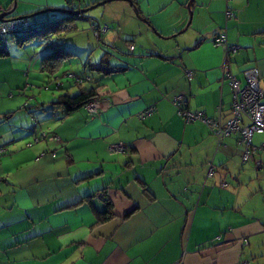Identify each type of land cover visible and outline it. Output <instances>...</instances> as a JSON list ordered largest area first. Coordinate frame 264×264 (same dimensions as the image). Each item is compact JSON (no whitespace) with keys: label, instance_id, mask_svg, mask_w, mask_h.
Here are the masks:
<instances>
[{"label":"crops","instance_id":"obj_1","mask_svg":"<svg viewBox=\"0 0 264 264\" xmlns=\"http://www.w3.org/2000/svg\"><path fill=\"white\" fill-rule=\"evenodd\" d=\"M71 1L0 0V14L79 11L106 0ZM102 5L94 19L107 32L97 43L118 64L102 65L115 71L109 76H79L99 86L98 117L83 109L62 117L52 107L60 147L51 159L42 149L37 161V150L16 155L15 143L34 133L29 120L22 122L27 116L14 122L16 110L0 108V147L9 156L0 160V264H264V153L242 162L235 136L219 143L205 123H185L172 103L182 96L190 111L216 119L220 108L228 116L230 87L220 83L224 50L212 43L219 33L239 46L229 56L231 73L243 84V71L256 68L264 89V0ZM82 15L72 29L93 19ZM8 45L0 66L21 62L14 57L18 42ZM13 76L2 83L10 85ZM149 107L151 114L137 117ZM262 139L254 134L253 143ZM115 141L125 153L108 150ZM58 153L64 159L56 163ZM107 204L112 215L102 221Z\"/></svg>","mask_w":264,"mask_h":264},{"label":"rangeland","instance_id":"obj_2","mask_svg":"<svg viewBox=\"0 0 264 264\" xmlns=\"http://www.w3.org/2000/svg\"><path fill=\"white\" fill-rule=\"evenodd\" d=\"M102 7L103 5L98 6L91 11L86 12L85 15L93 17V20H95V13H98ZM55 14L63 16L61 13ZM90 21L91 19L87 20V23L82 22V26L80 25L77 30H64L59 34L49 35L46 39L33 37L30 41L23 44V48L20 46L21 49L15 53L14 57H18L22 64L21 62L18 64L17 59L11 58L9 63L0 66V108L5 110L7 108H10L13 111L16 110L14 122H18L21 120L22 115H26V119L22 122L25 123L29 120L27 123L29 124L28 127L34 132L28 137L22 138L15 143L18 144L17 157L18 155L23 156L30 151L37 150L38 161L45 156L42 154V152H44L42 149L46 150L49 148L47 149V153L51 159L53 156L52 151L54 148L57 149L60 147V142L50 139L54 134V123L51 122L52 119L49 117L53 112L50 103L53 100H56L59 95L66 93L74 95L79 91V87L77 83H75V76L79 77L80 74H87L89 77H95L97 74L94 70H90L89 65L99 63V65L104 66H107V64H118L114 59V56L110 57L108 55V50L100 48L101 45L97 43V38L95 37ZM81 27H85V30H82ZM50 43L56 45L51 47ZM14 44L17 46V43L14 41L8 45V48ZM35 45H37V50ZM56 46L69 50L74 56L69 57L67 61L58 65L53 70L52 74H50L41 67V59ZM36 51L37 54H34ZM113 55L116 54L113 53ZM31 59L34 61L31 63V67H29L28 63ZM101 61H104L105 63H101ZM11 66L17 69H12ZM4 76H13L15 80L13 79V81H9L10 85L2 83L1 80L5 78ZM59 85H63V87L60 88ZM80 85L82 88H89L93 84L83 82ZM82 109L84 110V108ZM98 115L99 112L96 115L88 114L90 118H97ZM13 134L19 136L20 133ZM117 142L121 141H115L114 143ZM52 146L53 149H51ZM7 154L8 152L0 155V160H3V162L6 161L7 157H9ZM54 157L57 159L56 163H59L64 159L59 153L57 156L54 155ZM260 172L262 173V171Z\"/></svg>","mask_w":264,"mask_h":264},{"label":"built area","instance_id":"obj_3","mask_svg":"<svg viewBox=\"0 0 264 264\" xmlns=\"http://www.w3.org/2000/svg\"><path fill=\"white\" fill-rule=\"evenodd\" d=\"M229 15L231 13L227 12V16ZM76 16L82 19L80 14ZM45 20V17L42 18L39 15L21 18H5L3 16L0 20V48H5L11 37L19 35L30 28L37 27ZM90 22L98 42L101 36L107 32V27L93 19ZM212 43L214 46H220L224 50L220 83L222 84L226 80L230 87L231 104L228 117H222L220 108L216 119L208 118L201 111H190L181 106L183 102L182 96L174 97L172 103L175 105L179 117L185 123L195 121L205 123L219 143L226 137L235 136L237 142L242 146L241 161H252L254 154L264 153V89L259 85L258 70L250 68L243 71L244 83L241 84L228 67L229 56L231 53L237 52L239 46L229 45L225 33L217 34L213 38ZM129 49L132 50L133 46H130ZM184 72L188 79L191 78L192 73L190 70L185 69ZM83 108L90 115H96L99 112L96 100L87 103ZM153 110V107H149L137 113V116L138 118H144L151 114ZM254 134L263 136L260 143H253ZM50 139L59 142L58 137L51 136ZM125 149L126 146L121 142L108 145V150L111 152H122ZM4 153H6V149L0 147V155ZM256 166L259 168L260 163L258 162ZM211 173L212 167L210 166L208 175L210 176ZM243 264H248V262Z\"/></svg>","mask_w":264,"mask_h":264},{"label":"trees","instance_id":"obj_4","mask_svg":"<svg viewBox=\"0 0 264 264\" xmlns=\"http://www.w3.org/2000/svg\"><path fill=\"white\" fill-rule=\"evenodd\" d=\"M67 4L71 5L72 1L67 0ZM48 14L53 15L54 13H48ZM62 15L63 16L55 17L49 21L48 19H46L44 22L39 24L37 27L30 28L29 30L22 32L19 35L11 37L10 40L15 39L20 46H23L25 42L30 41V39L33 37H40L41 39H46L49 35L59 34L63 32L64 30L65 31L71 30L73 28L72 24L74 23L76 19H78L76 16L77 14L73 12L70 15L64 14V13H62ZM6 47L0 48V57L7 55ZM71 56H74V54L68 51L67 49H63L59 46H56L55 48L51 49L48 53H46L42 57L41 67L45 71H48L50 74H52L53 70L58 65L67 61L68 58ZM90 70H94L98 72L99 74H102L103 76H109L115 73V71H113L112 69H107L106 67L102 65L92 67L90 68ZM74 79L77 85H80L83 82H89V79L86 77H76L75 76ZM59 87L62 88L63 85H59ZM78 87H79V91L76 94L69 95L68 93H66V94L59 95L56 100L50 103L53 108L59 109L61 111L60 114L62 117H65L79 109H82L87 103L92 102L97 99L99 86H96L95 84H93L89 88H82L81 86H78ZM126 150H127V147L121 153L122 154L125 153ZM116 153L119 154V152H116ZM102 215H103L101 219L102 221L110 218V216L112 215L110 204H107V208Z\"/></svg>","mask_w":264,"mask_h":264},{"label":"water","instance_id":"obj_5","mask_svg":"<svg viewBox=\"0 0 264 264\" xmlns=\"http://www.w3.org/2000/svg\"><path fill=\"white\" fill-rule=\"evenodd\" d=\"M107 1L108 0L102 1V2H100L98 4H96V5H92V6L88 7V8L81 9L79 11H74L72 9L65 10V9H56V8H54V9H46V10L39 11L38 13H35L34 15H41V14H46V13H64V14L70 15L73 12L76 13V14H82V13H86V12L96 8L97 6L103 4V3L107 2ZM191 2H192V0H191ZM3 15H4L3 13L0 14V20L3 18ZM19 18H21V17H19Z\"/></svg>","mask_w":264,"mask_h":264},{"label":"clouds","instance_id":"obj_6","mask_svg":"<svg viewBox=\"0 0 264 264\" xmlns=\"http://www.w3.org/2000/svg\"><path fill=\"white\" fill-rule=\"evenodd\" d=\"M80 15H82V14H80Z\"/></svg>","mask_w":264,"mask_h":264}]
</instances>
